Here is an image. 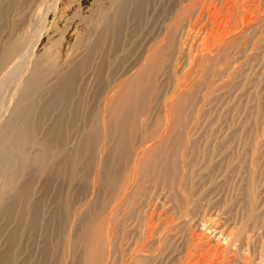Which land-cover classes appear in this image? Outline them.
Wrapping results in <instances>:
<instances>
[{
  "label": "rangeland",
  "instance_id": "rangeland-1",
  "mask_svg": "<svg viewBox=\"0 0 264 264\" xmlns=\"http://www.w3.org/2000/svg\"><path fill=\"white\" fill-rule=\"evenodd\" d=\"M93 1L61 2L50 37H60L57 46L67 61L71 44L84 32L80 18L89 15ZM165 1L154 30L163 46L165 29L174 23L176 45L161 51L154 95L138 116L133 143L116 147L132 150L124 171L121 166L117 174L116 159L107 167L102 163L97 172L103 193L58 177L47 192L42 181L37 186L41 219L50 218L68 188L69 200H77L73 211L101 197L88 219L74 226L73 240L96 220V244L71 250L63 264L88 258L91 264V256L98 264H264V0ZM54 20L50 14V25ZM49 35L37 55L49 46ZM86 98L91 106L94 92ZM74 119L67 117L70 137L84 126ZM144 132L156 134L147 139ZM154 144L161 148L152 150ZM78 171L77 179L87 183L93 167L83 158ZM51 226L58 231L63 222ZM51 226L41 229L34 248L27 242L18 258L59 264L67 242L55 240ZM45 237L52 250L43 259ZM4 248L0 242V252Z\"/></svg>",
  "mask_w": 264,
  "mask_h": 264
},
{
  "label": "bare ground",
  "instance_id": "bare-ground-1",
  "mask_svg": "<svg viewBox=\"0 0 264 264\" xmlns=\"http://www.w3.org/2000/svg\"><path fill=\"white\" fill-rule=\"evenodd\" d=\"M162 1L94 0L89 15L80 18L84 32L71 44L73 56L67 61L57 46L60 37H50L63 11L62 0H0V5L4 2L0 6V242L5 244L0 264H27L19 255L27 242L35 246L41 229L48 230L52 221L63 222L58 231L51 226L55 240L67 242L59 264L76 247L96 244L94 236L100 230L96 220L73 240L74 226L88 219L86 214L101 197L96 195L73 211L77 200H69L68 188L50 218L41 219L37 186L42 181L47 192L58 177L61 182L76 181L82 189L99 187L103 193L105 182L97 172L102 163L107 167L116 159L117 174L122 167L124 171L132 152L126 146L133 143L140 127L138 116L146 113V103L154 95L161 51L176 45L178 28L173 22L165 29V45L157 40L154 26ZM50 14L55 19L52 25ZM45 35L50 37L49 46L37 55L35 49ZM91 90L94 101L88 106ZM69 115L84 123L78 136L67 134ZM153 133L142 135L149 139ZM104 138L106 143L101 142ZM118 145L126 146L117 151ZM160 145L154 144L152 150ZM83 158L93 167L87 183L76 176ZM47 240L39 248L43 259L52 250ZM88 259L79 264H89ZM90 263L98 264L93 256Z\"/></svg>",
  "mask_w": 264,
  "mask_h": 264
}]
</instances>
